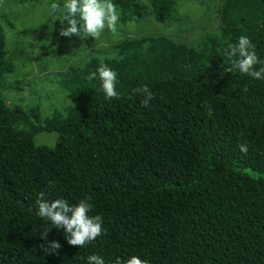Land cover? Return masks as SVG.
<instances>
[{
    "label": "trees",
    "instance_id": "trees-1",
    "mask_svg": "<svg viewBox=\"0 0 264 264\" xmlns=\"http://www.w3.org/2000/svg\"><path fill=\"white\" fill-rule=\"evenodd\" d=\"M147 1L154 20L167 21L171 0ZM114 4L125 17L129 2ZM220 13L233 33L237 20L258 33L264 50V0H225ZM4 47L0 27V73ZM113 51L62 73L71 98L63 115L39 123L0 94V264H86L91 254L105 264L133 255L150 264H264V80L226 72L225 53L204 61L163 37ZM101 64L118 74V98L103 92ZM143 85L155 97L147 108L133 91ZM40 133L56 134L54 145L35 146ZM42 191L70 205L91 197L103 234L69 245L63 229L37 216ZM33 227L50 230L58 254H44Z\"/></svg>",
    "mask_w": 264,
    "mask_h": 264
},
{
    "label": "rangeland",
    "instance_id": "rangeland-1",
    "mask_svg": "<svg viewBox=\"0 0 264 264\" xmlns=\"http://www.w3.org/2000/svg\"><path fill=\"white\" fill-rule=\"evenodd\" d=\"M127 1L130 9L125 17L117 7L121 19L115 34L105 28L99 39L82 41L76 36L59 35L61 13H52L50 4L62 6L65 0H0V27L5 40L0 94L4 105L8 109L18 106L30 119L37 113L39 123L57 113L63 115L71 106V98L61 87L62 73L91 58H116L114 46L127 40H140L146 48L163 37L175 46L201 53L207 61L217 59L230 43H238L239 37L246 35L255 45L257 56L264 57L258 33L253 36L239 20L238 31L233 33L222 21L225 0H171L172 12L163 23L154 20L147 0ZM56 137L54 133H40L33 144L52 147Z\"/></svg>",
    "mask_w": 264,
    "mask_h": 264
},
{
    "label": "clouds",
    "instance_id": "clouds-1",
    "mask_svg": "<svg viewBox=\"0 0 264 264\" xmlns=\"http://www.w3.org/2000/svg\"><path fill=\"white\" fill-rule=\"evenodd\" d=\"M50 11L61 13L59 19L61 24L59 35L61 37L76 36L82 41L89 37L94 40L99 39L105 28L115 34L121 19L113 0H65L62 6L60 3H51ZM225 55L233 65V67L225 68L226 72L232 73L235 68L241 74H246L255 80H264V65L258 69L255 67L261 62L256 54L255 45L248 36L241 35L238 43H230L225 49ZM97 71L106 96L110 99L118 98L119 93L116 90L118 74L105 64H101ZM96 75L95 72L91 73L88 79L94 80ZM133 91L143 97L141 104L145 108L149 107L150 102L155 99L148 85H143ZM242 91L247 92V86H244ZM208 115H212L211 109L208 110ZM239 148L242 153L247 154V142L239 145ZM90 200L91 197H86L81 199L78 204L70 205L63 198L49 201L45 199V193L42 191L36 200L38 208L36 214L44 221L50 222L54 228L63 229L69 245L81 248L96 240L104 232L103 217L89 215L93 207ZM33 231L39 232L40 238L45 241L40 247L46 256L58 254V250L62 246L58 241L47 240L50 232L47 227L43 231L33 227ZM86 264H105V260L98 254H91L87 256ZM114 264H150V262L133 255L128 259L117 257Z\"/></svg>",
    "mask_w": 264,
    "mask_h": 264
}]
</instances>
